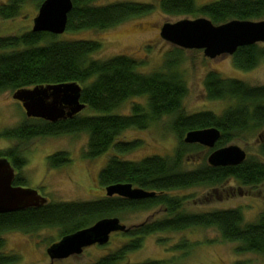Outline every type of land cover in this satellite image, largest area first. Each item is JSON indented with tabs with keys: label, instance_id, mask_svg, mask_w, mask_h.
<instances>
[{
	"label": "trees",
	"instance_id": "16d2710c",
	"mask_svg": "<svg viewBox=\"0 0 264 264\" xmlns=\"http://www.w3.org/2000/svg\"><path fill=\"white\" fill-rule=\"evenodd\" d=\"M25 1L0 3V19L18 16ZM31 1L38 7L43 0ZM94 1L71 0L65 31L100 30L152 10V5L145 2L95 4ZM157 7L166 15L204 16L214 24L231 19H264V0H216L201 5H196L194 0H158ZM101 48L102 43L98 40L59 39L55 34L36 32L31 28L19 34L0 36V91L76 82L81 87L79 100L85 108L99 112L77 113L54 122L25 115L17 125L0 130V138L19 142L0 149V157L8 158L13 166L20 168L26 162L25 148L18 146L20 142L34 137L85 132L84 158L93 159L108 150L114 151L98 172L99 186L130 183L154 194L129 199L116 194L107 196L104 190L103 196L92 200L46 201L38 206L0 213V264H8L15 258V255L1 252L6 232L16 230L31 234L43 228H56L61 237L99 218L115 216L120 220L126 213L159 204L166 208L164 217L148 220L126 232L112 233L124 238L122 243L109 253L82 264H137L127 262V256L141 247L144 236L193 227L214 228L221 240L235 243L238 254H264V212L249 222L244 221L239 207L188 211L181 206L187 195L170 194L193 186H218L231 178L241 186L254 187L264 182V84H249L208 71L203 78L206 98L225 101L226 106L218 113L210 110L188 113L183 105L187 87L178 68L183 58L181 49L174 47L170 50L172 58L167 57L157 69L144 72L140 70L139 62L128 55L94 58L92 54ZM230 56L235 68L252 69L264 60V47L259 42L239 46ZM132 97L142 100H132L126 113L115 111ZM163 116L168 117V127L176 137L171 154H152L139 159L119 157L118 153L128 152L139 144L137 140H118L124 130L144 129ZM208 127L219 130V138L213 147L183 141L186 132ZM252 138L256 142V151L246 154L240 163L224 166L208 163L207 157L213 149ZM203 150L196 165L185 168L189 158ZM69 161L65 151L46 156V163L51 168L61 167ZM24 184L18 177L12 182L15 186ZM191 246L181 241L174 249L185 248L188 252Z\"/></svg>",
	"mask_w": 264,
	"mask_h": 264
},
{
	"label": "rangeland",
	"instance_id": "374dc122",
	"mask_svg": "<svg viewBox=\"0 0 264 264\" xmlns=\"http://www.w3.org/2000/svg\"><path fill=\"white\" fill-rule=\"evenodd\" d=\"M117 1L149 3L152 5V10L108 28L63 31L57 37L59 39L98 40L102 43V48L92 54L94 58H108L117 54L128 55L139 62L140 70L148 72L157 69L167 57L172 58L173 53L170 50L176 47L159 35L162 23L181 18H195L191 15H166L158 9V0H95L94 3L107 4ZM194 1L196 5H201L216 0ZM2 2L5 0H0V3ZM36 12L37 3L26 0L18 16L0 19V36L19 34L30 29ZM259 44L264 47V42H259ZM179 49L183 52V58L178 68L182 71L187 87L183 105L188 113L200 110L218 113L226 106L225 101L206 98L203 78L208 71H215L220 76L240 79L249 84H264L263 59L254 68L241 70L233 66L230 55L208 58L203 55L201 49ZM12 93L11 90L0 91V130L17 125L26 117L22 106L12 98ZM132 100L141 101L142 98L132 97L115 111L128 112ZM83 113L98 114L99 112L84 107L78 114ZM118 140L139 142L138 146L130 151L118 153L120 158L127 159H139L152 154L169 155L176 144V137L168 127L166 116L151 122L144 129H126L119 135ZM86 141L87 134L77 132L34 137L26 142H20L18 146L25 148L23 155L28 161L23 173L32 181L24 186L38 187L39 193L47 201H84L103 196L104 188L98 184V172L114 151L108 150L93 159L84 158ZM18 143L14 140L0 138V149ZM255 143L253 138L247 142H231L241 147L246 154H253L256 151ZM56 151L67 152L70 161L61 167L51 168L46 163V156ZM203 153L204 150L196 153L194 158H189L190 162L185 165V168H193ZM177 194L188 196L181 205L188 211L239 207L244 221L249 222L254 221L260 213L264 212V182L251 187L241 186L233 179H228L216 188L193 186L182 189ZM163 215V209L158 206L126 213L124 219L120 221L130 225L140 223L146 218H161ZM3 238L4 246L1 252L15 255V258L8 264H49L45 249L57 241L60 236L56 228H43L31 234L16 230L9 231L4 233ZM123 239L120 235L112 234L109 242L103 246L92 245L83 249L78 255L55 260L51 264L89 262L114 250ZM181 241L192 245L188 252H185V248L174 249V245ZM234 245V242L221 240L217 231L212 227L154 232L144 236L141 247L128 254L127 262L137 264L146 261H158L157 264H264V254L251 252L238 254L235 252Z\"/></svg>",
	"mask_w": 264,
	"mask_h": 264
},
{
	"label": "water",
	"instance_id": "95a60500",
	"mask_svg": "<svg viewBox=\"0 0 264 264\" xmlns=\"http://www.w3.org/2000/svg\"><path fill=\"white\" fill-rule=\"evenodd\" d=\"M71 0H43L32 18L31 30L49 32L55 35L65 31L67 13ZM159 35L170 44L183 49H201L204 56L215 58L219 55H231L237 47L264 42V19H231L214 24L204 16L181 18L165 21L160 26ZM81 87L76 82L37 85L32 88H20L12 93L19 101L27 117L42 118L54 122L70 118L80 112L85 104L79 100ZM219 138L215 127L190 130L183 141L213 147ZM246 157L245 151L236 144L215 148L208 155L211 165H235ZM14 172L6 157H0V213L38 206L47 200L35 188L12 185ZM105 194H113L129 199H142L154 194L130 183H115L104 188ZM146 221L126 225L118 217H102L90 225L61 236L48 245L45 252L49 264L72 255L82 253L92 245L108 243L110 235L126 232Z\"/></svg>",
	"mask_w": 264,
	"mask_h": 264
},
{
	"label": "flooded vegetation",
	"instance_id": "af4514ba",
	"mask_svg": "<svg viewBox=\"0 0 264 264\" xmlns=\"http://www.w3.org/2000/svg\"><path fill=\"white\" fill-rule=\"evenodd\" d=\"M16 102L18 103V104H20V102L19 101H17L16 100ZM21 105V104H20ZM39 119V118H38ZM23 157L25 158V160H26V162H25V164L22 166V167H20V168H17V167H15V166H13L12 165V163L9 161V159L7 158V160L10 162V165H11V167L13 168V172H14V176H13V180L15 179V177L17 178L18 177V179L20 178V180H22L25 184L24 185H27L28 183H32V181L30 180V177L28 178V177H26V175L23 173V170H24V168H25V166H26V164H27V158H26V156L25 155H23ZM28 175V174H27ZM231 179H233V178H231ZM13 180H12V182H13ZM228 180V179H227ZM234 180V179H233ZM235 181V180H234ZM222 184H220V185H218V186H221ZM42 187V186H41ZM217 186H214V187H209V188H216ZM35 189L38 191V193H39V190H38V187H35ZM180 191H182V189H178V190H174V191H172L170 194L171 195H174V196H182L181 194H177V192H180ZM40 195H41V193H39ZM158 206H160L162 209H163V214L165 215V212H166V208L162 205V204H159V205H157V206H155V207H158ZM235 208V207H234ZM164 215L163 216H161V218L162 217H164ZM258 217V216H257ZM256 217V218H257ZM255 218V219H256ZM153 219H159V218H156V217H154V218H146V219H144L143 221H148V220H153Z\"/></svg>",
	"mask_w": 264,
	"mask_h": 264
}]
</instances>
